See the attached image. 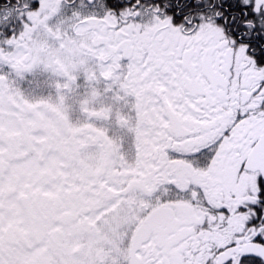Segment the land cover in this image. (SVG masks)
I'll return each instance as SVG.
<instances>
[{
  "label": "snow or ice",
  "instance_id": "snow-or-ice-1",
  "mask_svg": "<svg viewBox=\"0 0 264 264\" xmlns=\"http://www.w3.org/2000/svg\"><path fill=\"white\" fill-rule=\"evenodd\" d=\"M0 264H264V0H0Z\"/></svg>",
  "mask_w": 264,
  "mask_h": 264
}]
</instances>
